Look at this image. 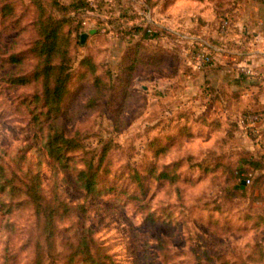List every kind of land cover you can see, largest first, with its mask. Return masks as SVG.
I'll list each match as a JSON object with an SVG mask.
<instances>
[{
  "label": "rangeland",
  "instance_id": "374dc122",
  "mask_svg": "<svg viewBox=\"0 0 264 264\" xmlns=\"http://www.w3.org/2000/svg\"><path fill=\"white\" fill-rule=\"evenodd\" d=\"M9 1L15 6L14 16L0 13V264H34L39 243L43 246L42 264H68L82 229L81 219L94 245L109 253L113 264H264V223L260 225L256 220L258 215H264V198L226 195L222 187H234L235 182L219 176V171L199 168L196 158L190 157L177 183L137 178V173L146 171L153 159L148 142L172 115L175 119L179 110L190 109L194 122H200L196 115L205 112H200L194 103L178 109L183 107L179 101L150 97L143 86L152 83L149 69H142L135 79L138 91L126 108L127 124L122 131L113 123L106 98L98 105L87 104L91 103L88 100L94 88L92 77H78L81 59L92 55L98 72L116 71L123 53L134 42L130 32L137 27L142 32L147 27H152L153 32L167 30L155 21L163 22L164 12L172 9L175 1L89 0L91 6L78 11L74 23L78 30L71 31V63L76 77L60 120L67 133L83 143V150L72 152L70 170L57 175L40 142L33 139L32 114L24 101L41 92V83L12 85L6 75L17 68L7 60L11 53L23 56L18 71L30 72L37 63L30 52L37 36L36 6L31 0ZM227 11L231 26L222 33L220 23ZM233 23L230 9L223 10L217 21L219 35H227ZM92 28L96 29L94 33ZM80 32H88L84 43ZM188 49L185 54L190 57ZM155 73L166 78L174 74L172 69L158 66ZM30 105L34 107L35 103ZM206 109L212 111L209 106ZM243 110L246 109L240 111ZM238 113L224 117L228 132L208 135L204 128L203 135L189 140L185 148L201 158L206 157L207 146L225 149L232 152L235 163L245 148L264 152L250 146L252 138L240 127ZM105 141H110L111 148L99 168L96 192L88 194L77 185L75 169L85 167V161L93 156L96 164ZM177 153L168 154L166 160ZM35 174H40L42 191L48 198L57 195L69 205V210H61L56 216L50 253L42 222L28 197L21 189L11 192L14 183L22 187L23 180ZM73 264L93 263L79 255Z\"/></svg>",
  "mask_w": 264,
  "mask_h": 264
},
{
  "label": "trees",
  "instance_id": "16d2710c",
  "mask_svg": "<svg viewBox=\"0 0 264 264\" xmlns=\"http://www.w3.org/2000/svg\"><path fill=\"white\" fill-rule=\"evenodd\" d=\"M31 1L36 6L34 28L37 31V36L30 52L37 58V63L30 72L18 71L17 68L22 64L23 56L11 53L7 60L16 64L17 68L8 71L6 75L8 82L12 85H24L31 81L41 83V92L34 93L24 101L29 104V112L32 114L33 139L40 142V147L46 154L53 173L57 175L70 170V161L74 158L72 152L83 150V143L77 137L67 133L60 118L64 113L63 104L70 93L71 82L76 77L71 63L74 45L71 31L78 30L77 25L74 24L78 17V11L91 5L89 0ZM14 8L11 1L0 0L2 15L14 16ZM82 33L80 32V41ZM156 35V32L149 34L147 31H143L142 34L143 37ZM146 49L142 39L130 43L118 63V69L114 72L110 69H107L105 73L98 72L96 61L93 60L92 55L84 56L80 62L82 69L78 72V77H92L91 83L94 88V95L88 100L91 103L87 104L98 105L101 99L106 98L112 111L113 123L119 131H122L127 124L125 112L137 92L134 87L136 77L142 69H150L153 65L161 64V60L147 59ZM31 103H35L34 107H31ZM173 117L172 115L171 120L162 127L161 132L148 142V150L152 151L153 159L149 161L146 171L137 173L139 181L157 179L162 183H177L182 180L181 168L190 157L196 158L199 168L205 171H219V176L223 175L227 181L235 182L234 187H222V191L226 195L238 197L250 194L252 200L264 198V152L245 148L242 150V156L235 163L230 156L231 151L208 148L206 157L201 158L198 154L191 153L185 148L187 141L197 136L191 123L190 109H181L176 118ZM196 119L206 120V116L197 114ZM102 144L96 164L93 161V156L90 160L85 161V167H76L75 169L77 185L83 187L88 194L96 192L99 168L111 148L110 141H105ZM176 150L178 153L173 155L170 160H166V156ZM161 158L162 162L159 160ZM248 176L251 177V182L243 183L242 181ZM11 180L14 182L13 179ZM17 189L24 191L42 222V233H44L47 246L49 245L47 252L50 253L51 239L55 235L56 216L61 210H69L68 203L57 195L48 198L43 193L40 174L24 179L22 187H17L15 183L11 186V192L14 193ZM256 220H259L260 225L263 224L264 215H258ZM81 221L82 229L74 244L75 250L69 255L68 264H73L79 255L88 258L93 264H113L109 259L111 255L105 253L98 245H94V239L85 227V220L81 219ZM262 237L264 240V234H261ZM42 247L40 243L36 246L34 264H42ZM203 252L206 253L207 250H203Z\"/></svg>",
  "mask_w": 264,
  "mask_h": 264
},
{
  "label": "crops",
  "instance_id": "0c3cea01",
  "mask_svg": "<svg viewBox=\"0 0 264 264\" xmlns=\"http://www.w3.org/2000/svg\"><path fill=\"white\" fill-rule=\"evenodd\" d=\"M173 1L172 9L164 12V21H155L167 30L155 31L157 35L150 37H143L139 27L130 32L132 41L142 39L145 43L147 59L161 60L148 70L152 86H143L156 101H179L183 107L178 109L194 103L205 112L206 120H191L195 138L203 135L204 128L208 135L228 132L225 116L242 108L264 106V0ZM225 9L232 12L234 23L222 36L217 21ZM194 41L213 49L214 62L204 69H197L185 54ZM157 66L172 69L174 74L161 77L155 73ZM208 106L212 111L206 109Z\"/></svg>",
  "mask_w": 264,
  "mask_h": 264
},
{
  "label": "built area",
  "instance_id": "2783aa9c",
  "mask_svg": "<svg viewBox=\"0 0 264 264\" xmlns=\"http://www.w3.org/2000/svg\"><path fill=\"white\" fill-rule=\"evenodd\" d=\"M231 26L229 12L223 16L220 29L226 33ZM153 32L152 27H147V33ZM192 63L197 69H204L214 62L215 56L210 46L204 43H195L188 49ZM242 71H247L242 67ZM240 127L252 138L253 146L264 150V106H258L252 109L240 111L237 115ZM245 182H251V177L245 179Z\"/></svg>",
  "mask_w": 264,
  "mask_h": 264
},
{
  "label": "water",
  "instance_id": "95a60500",
  "mask_svg": "<svg viewBox=\"0 0 264 264\" xmlns=\"http://www.w3.org/2000/svg\"><path fill=\"white\" fill-rule=\"evenodd\" d=\"M90 31H91V33H94L96 31V29L95 28H92ZM87 36H88V32H83L81 34V41L83 43L86 41ZM242 182L245 183V180H243Z\"/></svg>",
  "mask_w": 264,
  "mask_h": 264
}]
</instances>
